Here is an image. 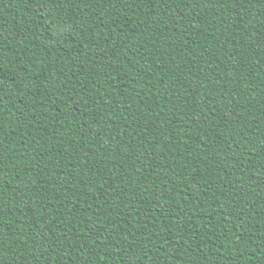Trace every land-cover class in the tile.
I'll use <instances>...</instances> for the list:
<instances>
[{
  "label": "trees",
  "instance_id": "obj_1",
  "mask_svg": "<svg viewBox=\"0 0 264 264\" xmlns=\"http://www.w3.org/2000/svg\"><path fill=\"white\" fill-rule=\"evenodd\" d=\"M0 264H264V0H0Z\"/></svg>",
  "mask_w": 264,
  "mask_h": 264
}]
</instances>
